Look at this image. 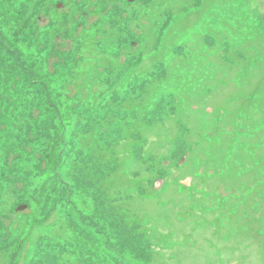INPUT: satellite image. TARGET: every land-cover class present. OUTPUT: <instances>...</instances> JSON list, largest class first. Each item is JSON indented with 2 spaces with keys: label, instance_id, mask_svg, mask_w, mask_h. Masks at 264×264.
Masks as SVG:
<instances>
[{
  "label": "rangeland",
  "instance_id": "obj_1",
  "mask_svg": "<svg viewBox=\"0 0 264 264\" xmlns=\"http://www.w3.org/2000/svg\"><path fill=\"white\" fill-rule=\"evenodd\" d=\"M28 1L16 21L0 3V264H264V244L255 245L253 224L241 236L239 220L244 219L225 217L240 193L234 186L240 179L235 167L218 173L208 163L179 169L188 142L197 138L193 132L227 137L229 127L234 141L251 145L247 164L264 153L256 147L264 136V0H209L206 10L215 4L219 11L214 19L204 12L207 21L186 10L199 7L200 0H116L120 19L103 30L104 44L119 48L109 62L114 67L93 61L99 53L105 58L113 54L99 50L103 39L92 34L99 10L114 16L104 9V0ZM138 48L143 49L128 60L133 55L129 49ZM102 92L115 111L102 103ZM165 95L169 103L175 99L176 112L171 106L170 115L161 106L155 112L149 108L138 140L150 152L142 141L148 135L154 151L150 158L163 166L167 157L176 170L152 169L158 174L153 188L162 185L156 193L150 189L155 195L149 201L130 196L126 183L140 177L138 155L115 160L120 172L112 174L111 188L94 182L85 164L99 151L93 152V144L86 146L84 139L110 144L105 137L114 133V138L118 125H129L117 117L118 106L127 100L137 101L139 109L154 107ZM104 109L117 117L107 131L113 132L105 136L98 132ZM163 114L170 120L161 122ZM148 127L152 132L147 133ZM179 129L184 145L170 139ZM166 142L172 157L162 153ZM89 149L93 153L88 156ZM191 182L197 189L194 201L188 198ZM93 197L101 199L100 206L124 204L133 216L109 206L103 214L93 206ZM217 200L220 214L212 211ZM185 213H191L192 222ZM255 215L264 223L263 215Z\"/></svg>",
  "mask_w": 264,
  "mask_h": 264
},
{
  "label": "trees",
  "instance_id": "obj_2",
  "mask_svg": "<svg viewBox=\"0 0 264 264\" xmlns=\"http://www.w3.org/2000/svg\"><path fill=\"white\" fill-rule=\"evenodd\" d=\"M12 0H1L0 3L1 5H3L2 10H6L9 14H11V18L13 21L15 20V16L16 19H18L21 14L22 16H24V14L22 13L25 9L28 8V0H15L16 3L11 2ZM140 1V0H139ZM101 3L103 4L104 9L107 8L106 12L108 11H112L114 13V16H110L108 14H104L100 12V20L99 22L95 23L93 26L97 27L96 29H94L92 31V34L96 35V40H100L101 38L103 39L101 44L98 43L99 50H108L111 51V53L113 52L112 55H109V58H105L108 55H104V53H99L97 54L98 58L96 60H93L97 63H99L101 60H103L104 62L108 63L109 66L114 67L115 64L114 63H109L110 61L114 62V59L117 58V51L113 50V48H108L105 44L108 42H105V38L107 36V33H105L104 30V25L107 24L108 22H113L110 23L111 25H116L118 23V19H120V15L117 9V7H115L116 4V0H104ZM200 6L199 7H195V6H190L193 7L191 8H186V10H195V13L198 14L197 19L199 20L200 18L204 21H207L209 19H214L216 18L217 14L215 11H219L218 8L215 6H213L212 10L211 8H209V10H206L208 7H210V2L209 0H200ZM7 6V7H6ZM18 9V10H17ZM184 11V10H183ZM202 11V12H201ZM136 12L140 13V10L137 9ZM200 12V13H199ZM204 12H209L207 14V17H209V19L205 20V16L203 15ZM115 17V18H114ZM172 17V14L171 16ZM114 18V19H113ZM108 19V20H106ZM103 20L104 23H103ZM172 18H168V20L165 23V27L168 28L169 24L171 23ZM103 31V32H102ZM102 33V35H101ZM110 34V32H109ZM108 34V36H109ZM111 37V36H110ZM109 37V38H110ZM113 37V36H112ZM204 38V37H203ZM12 39V38H11ZM95 40V39H94ZM105 42V44H104ZM101 45H103L101 47ZM15 47V46H14ZM13 47V48H14ZM158 48L160 47V44L157 46ZM93 48V47H92ZM104 48V49H103ZM143 48H138V49H129L131 57H128L127 59H133L139 52L142 51ZM17 50V49H16ZM49 49H45L44 51L46 52ZM121 50V48H120ZM119 50V52H120ZM125 50V49H124ZM150 50H146L143 52H148ZM54 53V46H51V51L50 54ZM95 53V52H94ZM90 54L91 59L92 57H94L96 54ZM46 54V53H45ZM52 56L54 54H51ZM13 56V55H12ZM20 54L18 55V58H20ZM55 57V56H54ZM102 58V59H100ZM105 60H104V59ZM12 59V58H11ZM16 61H19L17 59H15ZM90 60V59H88ZM134 60V59H133ZM130 62V61H129ZM52 63V62H51ZM132 64V63H131ZM112 67V68H113ZM163 67V66H162ZM163 77H165V69L163 67ZM117 74V73H116ZM158 79H160L158 77ZM146 83H144V81L142 82V92L144 91V89H146ZM128 86V85H126ZM130 90H134L133 87H129ZM122 90H124L123 88H120V90L116 91L115 96L119 97L120 95L118 93H122ZM128 91V90H127ZM103 96H102V103H108V109L113 108L111 106V104L109 103L108 100V96L107 93L102 92ZM125 94V93H123ZM144 94V92H143ZM167 94V93H166ZM144 96V95H143ZM166 100V101H165ZM128 101L125 100L124 103H122L120 106H118L119 109H117V117L119 119L122 120V122H128V126L122 128L120 127V125L117 126L118 128V132L117 136H115L113 138V134L111 135L110 132H113L112 130L110 132L108 131V128L110 127V125L113 122V120L115 121L117 119L111 118V111H105L104 109V113H103V121L99 124L98 126V132L100 134V131L102 132L103 136L106 135H111L109 137H105V143L110 142V144L108 145H103L100 146L102 139H92V141H89V139H84V142H86V146L88 145V143H92L93 146L92 149L93 152H98L97 155L92 156V162L86 163L85 164V170L88 171L89 173H91L90 171L93 172V175L95 174L96 179L94 180V182H97L99 184H101V181L104 182L105 184L108 185L109 188L112 187V180L114 175L118 174L120 172L119 169V163L118 165L115 164V160L116 162L121 160L120 157L123 159V157L126 158H131V157H136L137 155L139 157H141L142 159L140 161H138L139 163V167L137 168L136 174H138V176H140L138 178V180L136 179H127L129 182H126L129 184V187L131 189H129V192L132 193L133 196L136 194V196H139L141 201H146V200H151L153 198V196L155 195L156 191L153 188V178H156L158 176V174H156L155 172H153L154 174H152V169L155 171H159L161 170L162 172L166 173V169H171L173 168L174 170H176L173 166L172 163H170L169 158L164 157L165 158V164L163 166H161L160 164H157L156 160L152 157L150 158L153 154L154 156V151L153 148L151 147V144H149L150 140L147 138L146 135H144L143 137V142H147V145L150 152L146 150V148H142V145L139 143L140 138L142 137V135H140V129L144 128V126H146V117H147V110L149 108L150 112H155L158 111V108L161 106L164 110V112H168L169 115L171 114L170 111H167V107L171 106L172 107V113L176 112V104H175V99L171 101V103H169V101L166 99V95L164 97H162L161 100H159L157 103H155L154 107L146 105V107L142 106L140 107V109L138 108L137 104L135 103L137 101H134V103L130 104ZM98 103V101H97ZM140 103L144 104V101H141ZM166 104V106H165ZM146 108V109H145ZM153 109H156L155 111H153ZM113 111H115V109L113 108ZM142 113V114H141ZM158 115V114H157ZM164 115H161L160 121L164 122V120H170L169 117L164 119ZM141 118H144L143 120H145V124L140 120ZM157 122V121H156ZM151 126V125H150ZM122 128V129H121ZM149 128V127H148ZM148 133V131L150 130V132H152L151 128L149 129H145ZM245 128H243V134L246 135ZM161 131V130H159ZM237 132V130H235ZM88 132V131H86ZM225 132H227V137H214L216 136L214 133H216V131H209L207 132V134H205L203 137L201 135L200 132H193L195 133V135L197 136V138H194L193 140H190L188 142V147L187 149H185L184 154L185 155V159L182 166H179L180 168H184L185 166H202L204 164H210L212 166H214V169H216V172L218 173L219 171L223 170L225 167H232L234 166L235 169L240 173L239 177L242 180H238L234 186L236 187V191L237 193L240 192L239 194H237L238 196L233 197V204H231L230 208H226V210L228 211V215L225 214L226 218H232L233 216H237L238 218H243L244 220H239L240 224L239 227H242V234L241 236H246L247 231L249 230V226L251 224H253V228H254V236L252 237V239L258 238V240L256 239L255 241V245L256 244H260L261 245V241L264 244V231H261L262 229H264V223L260 221V218L255 217L257 213H259L260 216L263 215L264 217V153L260 152L256 155V163L255 164H247L248 161L247 159L249 158L248 155L251 154L250 150H251V145H243V142L240 140L239 143H237V141H234V133L228 128H226ZM88 134V133H86ZM177 136H171L170 139L172 141L176 140L178 142H180V144L186 143V141L184 139H178L179 136L181 135L180 129L179 132H176ZM89 135V134H88ZM156 135V134H155ZM104 138V137H101ZM203 138L205 140H207V144L205 145ZM139 139V140H138ZM96 140V141H95ZM167 144V142L165 143ZM137 147V148H136ZM169 147H171L169 144H167L166 150L162 153H165L168 155V157H172V155L170 154L169 151ZM256 147H260V148H264V136H263V142L260 144H257ZM101 148V149H100ZM168 150V151H167ZM87 154L88 156L93 153L90 149L87 150ZM146 153V154H145ZM144 154V155H143ZM201 154L204 155V158H207V160H204L201 157ZM115 156V159L113 160V157ZM165 156V155H162ZM94 157V158H93ZM161 158V157H160ZM94 160V161H93ZM159 160V159H157ZM113 161L112 164H110ZM161 162V159H160ZM143 163V164H142ZM171 165V166H168ZM42 166L43 164H39V166L37 167V169H40L42 171ZM254 166H256L257 171L254 170ZM110 167H112V169H109ZM167 167V168H166ZM166 168V169H165ZM99 169H102V174L104 175L106 173V175L103 178H100V176H102V174H99ZM96 171V172H95ZM117 172V173H116ZM113 173H115L114 175H112ZM92 175V176H93ZM196 175V174H195ZM216 175V173H215ZM143 177V178H142ZM111 178V179H110ZM41 180H43L42 176L40 177ZM125 185V183H124ZM162 185V183H161ZM161 185L159 187H161ZM182 186V185H181ZM133 187V188H132ZM183 187V186H182ZM190 189L189 194H188V198H193L194 201V195H193V191H197V189H194L195 186H192V182L189 186ZM125 190V187H123ZM153 189L152 191L155 193H151L150 189ZM243 189H246V192H242ZM137 190L139 191V193L137 192ZM161 189H159L158 191H160ZM240 190V191H239ZM205 193H207V190H201ZM246 193V194H245ZM126 195H129L126 194ZM94 198V197H93ZM92 198V199H93ZM99 198V197H98ZM232 198V195H231ZM232 198V199H233ZM257 199L254 201V199ZM94 200L97 202L96 205H93L95 207L96 210H98L99 212L105 214L104 212H106V206L111 207L112 209H116L117 212L121 211L122 213H124V215H132V213H130V211L127 209V206L121 203H116L115 207H113V205H108L105 204L104 206H100L99 201L101 200L94 198ZM132 202V201H130ZM126 203V202H125ZM217 205L215 206V208L212 209V211H216L218 214L221 213L220 211V204H218V200L217 202H215ZM129 204V202L127 203ZM203 205V206H202ZM201 207H204V204H201ZM124 209V210H123ZM123 210V211H122ZM93 213V212H91ZM119 213V212H118ZM189 216L190 220L189 222H192V216L191 213H185L184 217ZM255 215V216H254ZM224 216V215H221ZM105 221H107L105 219ZM103 221L102 223L104 225H107L108 223ZM110 224V223H109ZM191 226V229H193V225L194 223H190L189 224ZM262 227V228H260ZM199 229H202V227H198ZM189 234V232H188ZM246 239V238H245ZM85 244H87V241L85 242Z\"/></svg>",
  "mask_w": 264,
  "mask_h": 264
},
{
  "label": "flooded vegetation",
  "instance_id": "obj_3",
  "mask_svg": "<svg viewBox=\"0 0 264 264\" xmlns=\"http://www.w3.org/2000/svg\"><path fill=\"white\" fill-rule=\"evenodd\" d=\"M144 92V91H143ZM165 93H167V94H170V96H171V98H174V94L172 93V92H165ZM145 94V93H144ZM148 104V103H147ZM183 159H185V155H183V157H182ZM167 168V167H166ZM190 189V187H187V190H189Z\"/></svg>",
  "mask_w": 264,
  "mask_h": 264
},
{
  "label": "water",
  "instance_id": "obj_4",
  "mask_svg": "<svg viewBox=\"0 0 264 264\" xmlns=\"http://www.w3.org/2000/svg\"><path fill=\"white\" fill-rule=\"evenodd\" d=\"M135 0H127V2H134ZM59 7V6H58ZM182 161H183V158L182 159H180V163H182ZM158 188V187H157ZM157 188H155V189H157ZM24 208V206L23 207H18V209L17 210H21V209H23Z\"/></svg>",
  "mask_w": 264,
  "mask_h": 264
},
{
  "label": "clouds",
  "instance_id": "obj_5",
  "mask_svg": "<svg viewBox=\"0 0 264 264\" xmlns=\"http://www.w3.org/2000/svg\"><path fill=\"white\" fill-rule=\"evenodd\" d=\"M161 185V183H159L158 187Z\"/></svg>",
  "mask_w": 264,
  "mask_h": 264
}]
</instances>
